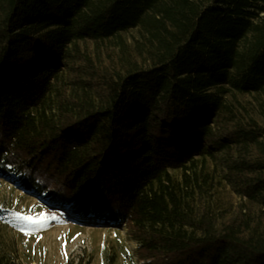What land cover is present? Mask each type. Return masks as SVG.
<instances>
[{
  "label": "trees",
  "instance_id": "16d2710c",
  "mask_svg": "<svg viewBox=\"0 0 264 264\" xmlns=\"http://www.w3.org/2000/svg\"><path fill=\"white\" fill-rule=\"evenodd\" d=\"M0 175L143 264H264V0H0Z\"/></svg>",
  "mask_w": 264,
  "mask_h": 264
},
{
  "label": "rangeland",
  "instance_id": "374dc122",
  "mask_svg": "<svg viewBox=\"0 0 264 264\" xmlns=\"http://www.w3.org/2000/svg\"><path fill=\"white\" fill-rule=\"evenodd\" d=\"M99 48L90 46L102 60L117 55L116 49ZM32 195L14 178L0 175V258L5 255L20 264H143L123 224L83 216L69 203ZM216 200L228 206L238 198L222 182Z\"/></svg>",
  "mask_w": 264,
  "mask_h": 264
},
{
  "label": "bare ground",
  "instance_id": "6f19581e",
  "mask_svg": "<svg viewBox=\"0 0 264 264\" xmlns=\"http://www.w3.org/2000/svg\"><path fill=\"white\" fill-rule=\"evenodd\" d=\"M32 196H33L34 198L37 197V196H34V195H32ZM42 198H44V197L42 196ZM69 207H70V206L67 205L65 208H66V209H69Z\"/></svg>",
  "mask_w": 264,
  "mask_h": 264
}]
</instances>
